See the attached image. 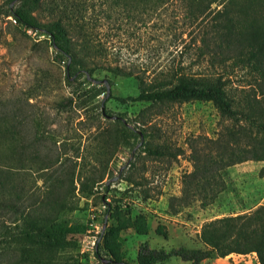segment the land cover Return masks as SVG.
<instances>
[{"label":"rangeland","instance_id":"1","mask_svg":"<svg viewBox=\"0 0 264 264\" xmlns=\"http://www.w3.org/2000/svg\"><path fill=\"white\" fill-rule=\"evenodd\" d=\"M10 1L0 0V6L8 7ZM20 5L28 3L15 0L11 7ZM178 10L175 3L167 4L142 24L129 21L118 7L96 28V38L106 48L89 67L92 77L108 81L106 97L103 84L89 83L79 72L74 76V66L65 70V58L55 54L42 31L15 27L10 16L0 14V171L7 172L5 188L0 186V264H12L21 255L23 244L11 240L24 227L18 211H29L33 199L42 198L44 186L35 168L45 162L51 161L52 169L60 168L53 192L66 198L67 208L53 213L52 219L70 244L49 258L46 250L39 251L38 264H62L65 257L74 264H193L186 258L209 249L199 237L203 224L264 205V176H258L262 162L253 160L229 166L227 175L213 166L215 175L230 183L228 192L214 202L201 205L198 199L179 197L182 176L193 169L190 148L196 150L201 166L204 153L215 148L210 139L224 125L210 102L150 106L124 100L135 96L139 85L131 76L112 71L115 65L146 77L170 65L207 77L219 72L226 79V91L235 97L242 89H255L254 74L247 67L231 68L230 60L211 67L206 56H196L193 45L198 42L192 38L197 29L182 24ZM39 13L38 20L46 21V10ZM70 96L72 103L58 104ZM101 101L115 119L100 114ZM141 129L145 132L137 145L136 130ZM145 145L157 147L162 154L148 155L142 150ZM79 161L85 172H105L89 196L76 189L67 192L77 187ZM199 166L197 176L202 174ZM9 200L15 206H7ZM41 209L47 212L46 207ZM96 241L100 259L93 253ZM230 254L216 257L209 251L207 260L256 262L249 258L254 253ZM200 263L201 259L196 264Z\"/></svg>","mask_w":264,"mask_h":264},{"label":"trees","instance_id":"2","mask_svg":"<svg viewBox=\"0 0 264 264\" xmlns=\"http://www.w3.org/2000/svg\"><path fill=\"white\" fill-rule=\"evenodd\" d=\"M22 1L28 5L13 9L0 6V14L10 16L15 27L21 26L33 32L42 31L49 38V45L55 54L65 58V70L74 66V73L79 72L83 76L85 71L91 76L89 63L94 65L95 58L104 55L106 47L97 40L96 28L111 18L113 10L120 7V12L129 21L146 24L154 11L175 3L181 13L180 16L178 10L181 23L197 29V34L192 38V42H198L193 45L196 56H206L211 67L215 64L223 65L227 60H230L231 68L247 67L254 74L255 89H242L243 93L235 97L226 91V79L219 72L207 77L203 74H188L183 71L185 67L170 65L146 77L144 73H133L123 66L115 65L110 67L112 71L131 76L139 85L138 93L127 96L124 100L145 101L150 106L164 102L208 101L224 121L216 137L210 139L215 148L204 153L201 166L196 150L190 148L193 169L182 176L179 196L184 200L198 199L201 205L214 202L230 189V183L222 176H216L215 172L222 171V174L227 175L226 169L229 166L246 160L262 162L258 168V176H264V0ZM43 10H46L47 20L40 22L39 11ZM68 78L65 75L67 82ZM72 101L73 97L70 96L58 104L61 106ZM100 114L106 118L110 115L105 109ZM140 132L144 134L145 131L141 129ZM109 139L113 141L114 133ZM142 150L148 155L162 154L155 146L145 145ZM50 162L41 163L35 168L39 171V178L44 186L42 198L38 200L33 197V202L27 207L30 208L29 211H18L24 227L19 231L18 237L11 240L23 246L20 247L21 255L12 264H38L39 251L46 250L49 258L70 244L63 229L52 219V214L67 208V204L65 197L59 198L53 192L60 168L52 169ZM77 164L80 165L75 176L77 187L67 192L76 189L78 194L89 196L94 192L93 187L101 183L105 172L99 169L85 172L81 168V161ZM214 165L217 166L216 171L212 169ZM198 166L202 173L199 176L196 175ZM6 173L0 171V186L3 188L7 183ZM69 175L72 179V172ZM104 190H107L106 183ZM19 198L20 195L16 193L15 199ZM104 199L105 195L101 196L102 202ZM15 204L12 200L6 202L7 206ZM105 204L107 210L109 205ZM42 206L46 207L47 212L42 211ZM10 222L13 224L14 221ZM199 237L209 249L198 256L194 254L186 258L190 262L193 260V264L200 259L209 258V251L216 257H224L230 253H254L258 264H264V205L208 221L201 227ZM24 243L31 244V248L28 249ZM93 253L101 258L98 241L95 242ZM69 258L71 257H65L62 264H74L73 261L68 263ZM50 263L48 261L47 264Z\"/></svg>","mask_w":264,"mask_h":264},{"label":"water","instance_id":"3","mask_svg":"<svg viewBox=\"0 0 264 264\" xmlns=\"http://www.w3.org/2000/svg\"><path fill=\"white\" fill-rule=\"evenodd\" d=\"M14 1H15V0H11V1H10L9 9H12L11 4H12V2H14ZM68 62H69V58H67V62H66V64H68ZM76 73H77V72H76ZM76 73H74V76L76 75ZM84 76H85V78H86L88 81H90V82L93 83V84H103L104 87H105V97L108 95V86H109V85H108V82H107L106 79H97V78H94V77L90 76L86 71L84 72ZM100 111H101V113H104V105H103V101H101V103H100ZM107 117H108L109 119H115V118H116L114 115H109V116H107ZM136 132H137V134H138L139 137H140V140H139L138 143H137V145H139V144L141 143V137H142V134H141V132L138 131V130H136ZM121 168H122V166L119 168V171L121 170ZM115 178H116V176H114V177H112L111 179H109V181H110V180H114ZM109 181H106L105 183L108 184ZM105 223H106V220H105V217H104L103 222H102V224H101V232H102L103 229H104Z\"/></svg>","mask_w":264,"mask_h":264},{"label":"crops","instance_id":"4","mask_svg":"<svg viewBox=\"0 0 264 264\" xmlns=\"http://www.w3.org/2000/svg\"><path fill=\"white\" fill-rule=\"evenodd\" d=\"M235 254L236 256H248L247 254H238V253H233ZM231 255V254H230ZM249 258H252L254 260L255 258V255L254 257L253 256H250ZM208 258H203L201 259V263L200 264H214L213 262L207 260ZM204 262V263H203ZM249 260L247 259H238L237 263L236 264H248ZM233 264V263H232ZM254 264H258V262L256 261Z\"/></svg>","mask_w":264,"mask_h":264}]
</instances>
